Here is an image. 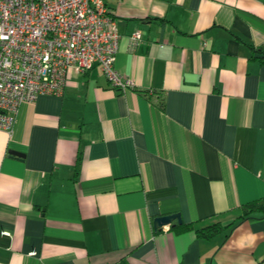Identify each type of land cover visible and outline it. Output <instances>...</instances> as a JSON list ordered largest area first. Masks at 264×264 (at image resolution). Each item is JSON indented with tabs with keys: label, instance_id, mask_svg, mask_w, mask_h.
I'll return each mask as SVG.
<instances>
[{
	"label": "crops",
	"instance_id": "obj_1",
	"mask_svg": "<svg viewBox=\"0 0 264 264\" xmlns=\"http://www.w3.org/2000/svg\"><path fill=\"white\" fill-rule=\"evenodd\" d=\"M104 2L131 86L72 67L0 128V264H264V0Z\"/></svg>",
	"mask_w": 264,
	"mask_h": 264
},
{
	"label": "built area",
	"instance_id": "obj_2",
	"mask_svg": "<svg viewBox=\"0 0 264 264\" xmlns=\"http://www.w3.org/2000/svg\"><path fill=\"white\" fill-rule=\"evenodd\" d=\"M118 38L104 0H0V128L12 129L21 102L61 94L72 67L98 64L111 86L130 87L113 65Z\"/></svg>",
	"mask_w": 264,
	"mask_h": 264
},
{
	"label": "water",
	"instance_id": "obj_3",
	"mask_svg": "<svg viewBox=\"0 0 264 264\" xmlns=\"http://www.w3.org/2000/svg\"><path fill=\"white\" fill-rule=\"evenodd\" d=\"M174 219H176L177 222H180L179 213L176 212V213H169V214L157 216L153 219V223L155 227H160L161 225L167 224Z\"/></svg>",
	"mask_w": 264,
	"mask_h": 264
},
{
	"label": "trees",
	"instance_id": "obj_4",
	"mask_svg": "<svg viewBox=\"0 0 264 264\" xmlns=\"http://www.w3.org/2000/svg\"><path fill=\"white\" fill-rule=\"evenodd\" d=\"M260 51L264 52L263 49H259ZM218 230V225L216 223L209 224L201 229L198 230L200 234H202L205 237H208L210 234L216 232Z\"/></svg>",
	"mask_w": 264,
	"mask_h": 264
}]
</instances>
